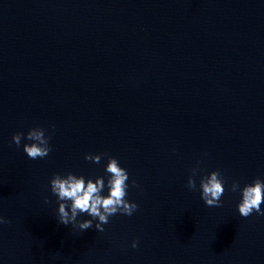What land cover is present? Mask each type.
Instances as JSON below:
<instances>
[{
    "label": "water",
    "instance_id": "water-1",
    "mask_svg": "<svg viewBox=\"0 0 264 264\" xmlns=\"http://www.w3.org/2000/svg\"><path fill=\"white\" fill-rule=\"evenodd\" d=\"M35 127L51 151L32 160L12 137ZM109 156L137 211L103 232L59 223L53 175L107 182ZM216 170L208 207L200 179ZM256 178L264 0H0V264H264V216H240L229 191Z\"/></svg>",
    "mask_w": 264,
    "mask_h": 264
},
{
    "label": "clouds",
    "instance_id": "clouds-1",
    "mask_svg": "<svg viewBox=\"0 0 264 264\" xmlns=\"http://www.w3.org/2000/svg\"><path fill=\"white\" fill-rule=\"evenodd\" d=\"M54 127V126H53ZM22 138L33 143H25L23 151L28 158L32 160L43 159L47 157L51 151L49 144L50 137L45 136V129L35 127L30 129L25 136L24 133L18 132L13 135L12 142L17 147L20 146ZM103 155L106 154H86L85 160L99 163ZM108 176L107 182L103 177H97L95 181L91 178L85 179L84 176H77L72 172H68L62 176L59 173L53 175L50 180L51 192L57 197L58 205V222L67 226L71 225L78 228L81 232L93 227L97 231L103 232V225L109 223V218L117 213L132 216L138 209V204L129 202L126 197L128 195V171L120 166L119 161L115 157H108V163L105 169ZM192 175L188 177L187 187L189 189L196 188L194 176L198 169L193 168ZM224 178L219 170L212 171L200 179V196L208 207L222 206L221 197L224 194ZM133 186H136V181L133 180ZM107 187V195H104V189ZM229 191H240L241 200L238 207V212L242 217H248L255 211L258 215L264 216V211L261 210V204L264 203V180L256 178L251 184H246L242 189L239 182L234 181ZM45 203H48V198L45 197ZM83 214L91 217L83 221L77 217ZM11 221L0 215V225L10 224ZM138 246L137 241H133L132 247Z\"/></svg>",
    "mask_w": 264,
    "mask_h": 264
}]
</instances>
